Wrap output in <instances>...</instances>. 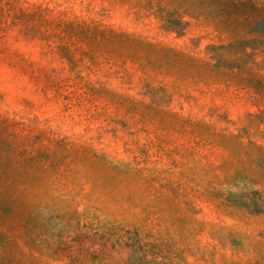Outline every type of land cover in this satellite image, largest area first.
I'll list each match as a JSON object with an SVG mask.
<instances>
[{"label":"rangeland","instance_id":"1","mask_svg":"<svg viewBox=\"0 0 264 264\" xmlns=\"http://www.w3.org/2000/svg\"><path fill=\"white\" fill-rule=\"evenodd\" d=\"M6 35L9 264H264V0H0Z\"/></svg>","mask_w":264,"mask_h":264},{"label":"trees","instance_id":"2","mask_svg":"<svg viewBox=\"0 0 264 264\" xmlns=\"http://www.w3.org/2000/svg\"><path fill=\"white\" fill-rule=\"evenodd\" d=\"M161 27L167 31L171 32H181L186 29L188 23L184 21L183 17L179 12L174 10H165L161 8ZM20 16L17 15L16 19H19ZM256 39H253L251 42H256ZM241 45H248V41H241ZM246 52V51H245ZM20 51L10 44L7 35L0 36V63L3 68H16L20 69L21 58H19ZM246 54V53H245ZM8 94V87L1 86L0 88V97L6 96ZM9 209H5L7 211ZM11 262V261H10ZM0 264H9L3 256H0Z\"/></svg>","mask_w":264,"mask_h":264}]
</instances>
